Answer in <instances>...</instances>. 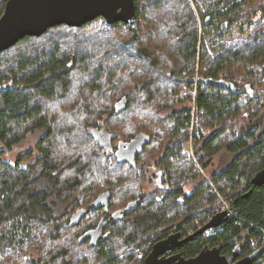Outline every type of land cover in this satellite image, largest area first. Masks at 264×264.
<instances>
[{"label":"trees","instance_id":"1","mask_svg":"<svg viewBox=\"0 0 264 264\" xmlns=\"http://www.w3.org/2000/svg\"><path fill=\"white\" fill-rule=\"evenodd\" d=\"M199 1L150 0L155 12L159 11V17L147 29L146 36L144 33L141 36L144 12L139 0H136L138 17L133 25L122 21L108 23L104 17H98L104 23L98 32L103 29L104 33L111 29L128 30L127 39L112 46L126 51L130 44L134 45L142 62L151 68L149 72L142 71L143 67L138 65L115 78L106 67L102 70L93 68L92 57H71L68 49L72 42L67 47L69 42L53 40L55 37L51 35L53 30L69 26L65 24L53 26L40 36L27 35L0 52V264H4L2 255L5 251H8V258L21 257L25 252L20 264H77L80 261L95 264L98 255H108L110 259L114 256L110 248L116 243L110 248L105 243L112 240L116 231L123 235L122 242L131 247H141L144 243L152 246L178 230L184 236L194 233L215 213V205L197 196L196 184L191 193L185 191L189 180H197V164L187 162L191 155L185 149L186 140L192 136L191 117L196 108L209 115L213 119L212 124L226 122L232 128L235 124L233 117L240 110L237 104L234 105L239 96L246 94L247 99L252 98L256 87L252 81L264 85V27L253 35V44L243 39L236 45L231 41L219 42L226 35L230 39L236 36L245 39L252 26L263 23L264 0L257 6L259 13L254 9L238 10L245 6L247 0L211 1L200 13L195 10V3L200 7ZM6 2L0 0V17ZM163 7H167V11H162ZM254 16H257L256 23L253 22ZM206 17H210L209 22H206ZM93 22L71 28L88 30ZM170 23L174 29L165 31V34L178 33L177 42L175 40L172 45L180 65L163 67L162 55L158 52L160 46L149 45L143 39L149 38V43L150 38L164 41L162 38L165 36L158 28L169 27ZM236 23L239 25L237 28ZM153 27L157 28L152 30ZM130 34L133 35L128 37ZM101 37L113 38L106 34ZM74 53L78 56L80 51ZM98 61L103 63L104 58ZM169 62L172 65V61ZM238 64L243 67H238ZM237 67L236 76L242 75V78L232 81L228 76L229 70ZM79 68L80 74L92 73L93 77L76 87L74 76ZM154 70L160 73L154 75ZM162 78L166 86L173 84V90L179 94L175 104L192 101L194 108L193 104L174 108L163 118L166 124L157 131L154 127L149 129V126L152 125L151 120L158 125L162 115L150 118L153 108L148 105L158 102L155 89L161 86ZM220 79L232 83L239 91L216 84ZM248 79H251L248 85L254 91L251 94L238 85V81ZM196 83L200 88L194 94ZM82 93L89 100L84 101ZM174 96L171 92L166 101ZM98 97L102 99L95 107L96 103L91 102ZM133 102L142 104L139 106L141 110H147L146 130L125 128V133H122L108 121L103 125L97 123L106 117L119 120L128 116ZM259 104H263L260 97L254 108L261 112L263 105ZM59 113L60 116L79 114L65 121L74 122L73 117H81V127L76 130L69 124L68 132H62L60 121L55 120ZM245 125L247 127L243 130L230 134L234 139L227 147L233 158L221 174L231 189L225 199L231 201L235 213L220 228L207 236L202 233L180 247L178 250L186 257L197 255L204 244H221L223 253L231 252L236 240L247 229L246 240L242 241L245 254L251 252L253 239L264 245V183H251L254 172L264 168V152H261L264 123L261 127L254 123ZM37 129L45 132L36 144L38 154L34 159L23 165L22 161L27 160L33 150L21 153L14 162L3 159L7 151ZM200 130L194 128L195 139L202 134ZM58 133L64 134L65 142L70 138H89L92 146L87 154L93 152L89 159L91 162L84 160L83 153L82 156H72V162L55 158L54 148L59 146L55 135ZM139 134L150 135V142L135 153L132 148L124 150L123 144ZM163 136H168V141H164ZM208 145L205 144V149ZM257 150L259 154L251 155ZM253 158L254 164L250 162ZM157 164L165 170L166 182L161 189H147L145 181L147 185H156L157 175L152 177L151 170ZM94 172L98 173L92 174ZM205 184L210 188V184ZM214 192L218 199L222 197L217 189ZM103 193L110 195L108 211L105 207L95 206V201ZM211 200L209 196L208 202ZM81 209H86V214L73 223V217ZM107 219L109 222L103 225ZM99 229L101 231L95 238L94 234ZM31 248V254H37L38 258L26 255ZM91 253L97 256L91 257ZM126 253L130 259L136 257L134 250ZM253 264H264V254Z\"/></svg>","mask_w":264,"mask_h":264},{"label":"rangeland","instance_id":"2","mask_svg":"<svg viewBox=\"0 0 264 264\" xmlns=\"http://www.w3.org/2000/svg\"><path fill=\"white\" fill-rule=\"evenodd\" d=\"M211 1H216V0H201L199 1L200 7L197 6V4L195 3V10L196 12H198V10L201 13V9H204L203 7H205V5L207 3H210ZM230 0H228L229 2ZM263 0H247V3L245 4V6H240L238 10H244L243 8L247 9H254L256 12H260L259 9L257 8L259 2H261ZM140 4L142 5L143 8V15L141 17V24L143 23V31L141 32V36L143 34V36H146V32L147 29H149L150 25L156 23V19L159 17V11L157 10V12H155V7H153V5L151 4L150 0H139ZM192 4V3H191ZM193 6V5H192ZM162 11L163 9H165V11H167V7H163L161 8ZM4 12V11H3ZM172 12V8L171 11ZM158 16V17H157ZM256 17H253V22L256 23ZM261 18V15H260ZM263 19V16L262 18ZM168 25V24H167ZM172 23H170L166 28H161L159 27L158 29L164 34L165 38L163 37L162 39H164V41H159V40H155L154 38H150V43L148 41L149 38L144 37V41L145 43H148L149 45H153V46H160L159 47V53L161 56V61H162V66H178L180 65V61L178 62L175 59L176 53L173 51L174 47L172 45L173 42H177V38H178V33L177 31H175L172 35L168 36L167 34H165V31H169L171 29ZM104 26V23L101 21V19H96L94 20V22L91 24V27L87 30H76V29H72L71 26H66V27H59L56 30H53L51 32V35H53L55 38H52L53 40H63L66 41V43L69 42V45H67V47H69L71 45L72 42V46L68 49L71 52V57H81L84 55H87L89 57H92V65L93 68H95L96 70L98 69V67L100 68V70H102L103 67L108 68V70H111V73L113 72L112 76H115V78H119L121 76V74L126 73L129 69H131L132 67H136L138 65H141L143 67L144 72H149L151 70L150 67H148L145 63L142 62V59L140 58L139 55H137V51L135 50V46L130 44L129 47L125 50L121 49V47L115 49L112 45L114 43H120L122 39H127L126 34L128 33V30L126 28H123L121 30V28L119 29H111L110 31L104 33V29L98 32L99 29H101ZM236 28L239 26L237 25V23L235 24ZM264 27V22L254 25L249 29V33L245 34V39L243 38V36H236L235 39H230L227 38V35L223 38H221V40L219 42H223V43H228L231 41V44L236 45L235 43L237 41L240 40H247L250 43H254L255 41L253 40V35L258 33L260 31V29ZM157 27H153V29H156ZM86 31V32H85ZM110 35L113 38H105V37H101L102 35ZM85 35V36H83ZM133 34H130L128 37H131ZM150 37V34H148ZM59 36V37H58ZM140 36V37H141ZM51 37V36H49ZM232 40H236V41H232ZM175 42V43H176ZM174 43V45H175ZM26 46V44H25ZM65 46V45H64ZM210 47V46H209ZM209 49V48H207ZM211 49V47H210ZM77 51H80L79 55L76 56V54L74 53ZM162 51V53H161ZM120 52H123V54H121ZM125 56L124 59H122L121 57ZM103 57L104 58V62H99L98 59ZM172 61V65L170 64L169 60ZM122 61L124 63V65L120 64ZM198 62V61H197ZM238 67L242 68L243 66L238 64ZM236 68L234 70H229V77L231 78L232 81L234 80H241L242 75L240 77L236 76L237 71L239 70V68ZM170 69V68H169ZM109 70V71H110ZM133 70V69H132ZM81 69L79 68V71H77V73L74 76V80L76 83V87L81 83L84 84V82H86L87 80H91L92 73H90V75L87 74H80ZM82 72V71H81ZM154 75H157L160 73V71H153L152 72ZM80 77V78H79ZM108 79L110 76H107ZM106 77V79H107ZM238 77V78H237ZM251 78V77H250ZM197 80H199V78H196ZM228 79V78H227ZM161 86H159V88H156L155 91H157V95L155 96V98L157 99L158 102H155L153 104L148 105L149 108H153L152 114H149V117H153L156 119L157 117H160L162 115V120L161 122L157 125L156 122L154 123V120H151L152 125L149 126V129H152L154 127L155 130H160V128H163V125L166 124V121L163 120V118H165V116H167L168 112H172L174 108H178L181 106H192L193 102L192 101H185L184 103L179 102L178 104H175V98H177V96L179 94L175 93V90H173V84H167L169 86L165 85V80L162 78L161 79ZM222 80V79H220ZM251 79L248 80H244V81H238V85H240L243 89L248 87V83L250 82ZM245 81H248L246 83H244ZM253 83H255V92H248V94H251L250 99H247V95L246 94H242L239 96L238 101L234 104V105H238L239 106V112L236 113L237 116H234V121L235 124L234 126H232V128L229 127V125H227L226 122H222V123H217V122H213V124L211 123L213 121V119H211L208 116H206L204 113H200L199 111H197L196 108H194V104H193V113H192V129H191V133L192 136L187 139L186 141H190L191 138L194 141V148L192 149V153H194L195 158H191V156L188 157L187 162L190 163L191 161H193L194 163L197 164L196 167V178L197 180H189V182H187V184L185 185V191L191 193V191H193L194 186L196 184V189L198 190L197 196L200 195V197L202 199H204L208 204L214 206L215 205V213L213 215H215L216 213L223 211V210H228L229 211V216L231 217L232 215H234L235 213V209L233 208L232 204L230 203L231 201L229 199H225L227 198L226 195H229L231 193V189L228 185V182H226L224 180V177L222 178L221 174L222 172L228 167V165H230L231 160H232V153L231 151L228 149L227 145L230 144V142L234 139V136L231 137V133L235 132L236 130H243L244 127H247L245 125L248 123H254L256 124L257 127H261V123H264V85L261 84H257V81H252ZM112 84V83H111ZM245 84H247L245 86ZM82 87V86H81ZM80 87V88H81ZM108 87V86H107ZM79 88V90H80ZM200 88V85H197V83L194 85V89L193 92L194 94L197 93V90ZM173 93L175 96L174 98H172L169 102H167V95H169L170 93ZM82 95V99H88V96L84 93L81 94ZM262 98L263 99V104H259L261 106V112L254 108V104L258 101V99ZM102 99V97H98L96 99V101H92L91 103L95 104V107H98V104L100 102V100ZM161 100V104L159 105V102ZM85 101V100H84ZM179 101V100H178ZM58 103V102H57ZM71 104L73 102H70ZM170 104H173L172 106H169ZM65 105V104H64ZM63 105V106H64ZM51 106H54V103H51ZM62 106V107H63ZM139 106H142V104H136L135 102H133L131 104V108H130V112L128 113V116H125L119 120H115L113 118V120L110 117H106L100 121H98L97 123L99 125H103L104 121H108L110 123V125L113 128H116L118 130H120L122 133L125 128H131L134 129L135 127L138 128H142L144 130H146L148 128L147 124H145L144 121H146V117H147V110L146 109H140ZM72 109V108H71ZM255 110V111H254ZM150 113V111H149ZM75 113H69L68 115L65 116H60V113L56 116L55 120H59V128L62 129V132H68V126L69 124H71L72 127H74L76 130H78L81 127V117H73L72 119H74L73 121H65L66 118L72 117V116H80L79 114L74 115ZM259 115V116H258ZM154 123V124H153ZM212 124V125H211ZM183 127V125H182ZM197 128L198 130L201 129V133L203 134H199V136L197 135V138L195 139L193 136V130L194 128ZM67 129V130H66ZM45 130L44 129H37L34 130L33 132H30L26 138H24L21 142H19L18 144L15 145V147L10 150L7 151L2 157L4 160H9L11 162H14L21 153L26 152L27 150H33V154L30 155L29 158L24 159L23 165L27 164V162H29L30 160L34 159L35 156L38 154L37 148H36V144L39 141V138H41L44 134ZM56 140L58 141L59 146L54 148V157L57 159H69L68 161L72 162L73 158L72 156H76V155H81L82 153L84 154V160L91 162L89 159H91V156L93 154V152L91 154H87V151H89L88 149L92 146L91 144V140L88 138L84 139L83 137H77L76 138H70L67 139L66 142L64 141L65 139H63L64 134H56ZM69 137V136H68ZM164 141H168L169 137L163 136ZM185 141V142H186ZM192 141V140H191ZM192 141V142H193ZM187 143V142H186ZM208 143V147L205 149V144ZM255 143V142H254ZM253 145V143H252ZM186 149V148H185ZM254 152V151H253ZM251 155L256 156L258 153V150L256 151V153H254ZM261 152H264V147L261 150ZM191 153V152H190ZM264 155V154H263ZM255 158V157H254ZM254 158L250 160V162L252 164L255 163ZM245 160V159H244ZM69 162V163H70ZM192 162V163H193ZM71 164V163H70ZM202 165V167H201ZM204 165L206 167H204ZM98 171V169H97ZM98 172H94L92 174H95ZM257 171L254 172V174H256ZM205 183L210 184V188L213 190H211L208 186H206ZM145 188L150 187L149 189H154L156 188V185H147V182L145 181L144 183ZM201 187V188H199ZM148 189V188H147ZM216 189L218 191H220L222 193V197L218 199V197L214 194V190L216 191ZM200 192V193H199ZM209 196L212 197L211 203L208 202ZM86 197V196H85ZM88 198H92L87 196ZM227 200V201H226ZM225 206V208H224ZM214 211V210H213ZM209 212V211H208ZM211 215L203 224H201L200 227H202L205 223H207L209 221V219L213 216ZM227 217V218H228ZM205 219V218H204ZM224 223V222H223ZM215 230H206L204 231L205 236H207L208 234H210L211 232H213ZM248 231L244 230L243 233L241 234L240 238L236 240V244L240 243L241 245H243V239H245L248 235ZM122 238L123 235H121L119 232H115V235L113 236L112 240H110L109 242L105 243L107 248H110L112 246L113 243H116L112 248H110V250L114 253V256L110 259V256L106 255L105 257L102 255H94V253H91V257L93 256H97L98 258L96 259V263L95 264H144V260L146 259V257L148 256V254L150 253L152 246L144 243L141 247L140 246H135L133 245V247L129 246L128 244H126L124 241L122 242ZM246 240V239H245ZM122 242V243H121ZM121 243V244H119ZM206 244L203 245V247ZM264 245H260V243L258 242L257 239H253L252 241V251L257 250L258 248L262 247ZM202 247V248H203ZM150 248V250H149ZM33 250V248H31L26 255H31L32 257H37L38 255H33L31 254V251ZM136 251V257L130 259L127 255L126 252L128 251ZM148 250V251H147ZM83 251V250H82ZM115 251V252H114ZM147 251V253H146ZM250 252V253H251ZM83 255H85V257H89L88 254H85L82 252ZM109 254V253H108ZM249 254V253H248ZM264 254V253H263ZM147 255V256H146ZM22 256H25V252L22 253ZM13 257L11 256V258H8V251L4 252V255H2V257L5 258L4 260V264H20L23 257ZM245 255L243 254L242 257H244ZM8 258V259H7ZM7 259V260H6ZM109 259V260H108ZM115 259V260H114ZM111 260V261H110ZM259 260V259H258ZM77 264H84L83 261L78 262Z\"/></svg>","mask_w":264,"mask_h":264},{"label":"water","instance_id":"3","mask_svg":"<svg viewBox=\"0 0 264 264\" xmlns=\"http://www.w3.org/2000/svg\"><path fill=\"white\" fill-rule=\"evenodd\" d=\"M101 16L108 23L122 21L133 25L138 17L136 0H7L4 13L0 17V52L27 35L40 36L49 28L60 24L79 27ZM216 84L239 91L232 83L224 80L217 81ZM242 90L253 91L250 86ZM150 140V135L139 134L136 138L124 143L123 149L132 148L135 153ZM251 183L254 185L264 183V168L254 175ZM109 200L110 195L103 193L95 201V206L105 207L108 211ZM86 212V209L79 210L73 217V223L79 221ZM228 216V210L220 211L194 233L184 236L182 231H175L157 240L144 260V264H253L264 253V246L244 257H242L244 249L240 243L228 253L222 252L221 244L214 246L206 244L193 257H186L182 252L177 251L204 231L220 228ZM108 222L109 219L105 220L103 225ZM99 231L101 229L96 230L95 238Z\"/></svg>","mask_w":264,"mask_h":264},{"label":"flooded vegetation","instance_id":"4","mask_svg":"<svg viewBox=\"0 0 264 264\" xmlns=\"http://www.w3.org/2000/svg\"><path fill=\"white\" fill-rule=\"evenodd\" d=\"M206 20H207L206 22H209L210 21V17H206ZM164 171L165 170L160 166V164H157V167H153L152 170H151V172H152L151 176L152 177H155L154 175H157L156 176V180H155V184L160 189L162 187H164V183L166 182V181H164L165 178H166V175H165ZM177 251H179V250L177 249ZM243 253H244V250H243ZM244 255H247V254L244 253Z\"/></svg>","mask_w":264,"mask_h":264},{"label":"built area","instance_id":"5","mask_svg":"<svg viewBox=\"0 0 264 264\" xmlns=\"http://www.w3.org/2000/svg\"><path fill=\"white\" fill-rule=\"evenodd\" d=\"M187 148H188L189 151L191 152V153H190L191 158L194 159L195 156H194V153H192V151H193V150H192V149H193V142H192V141H188V142H187ZM224 208H225V206H224Z\"/></svg>","mask_w":264,"mask_h":264},{"label":"crops","instance_id":"6","mask_svg":"<svg viewBox=\"0 0 264 264\" xmlns=\"http://www.w3.org/2000/svg\"><path fill=\"white\" fill-rule=\"evenodd\" d=\"M191 140L193 141L192 138H191ZM191 140H190V141H191ZM187 142H188V141H187ZM193 144H194V141H193ZM193 146H194V145H193ZM185 148H186V151H187L188 153H190L189 149L187 148V143H186V147H185ZM156 187H157V186H156Z\"/></svg>","mask_w":264,"mask_h":264}]
</instances>
